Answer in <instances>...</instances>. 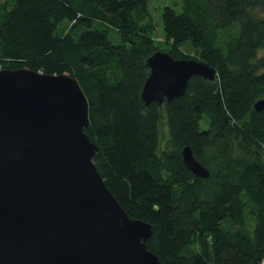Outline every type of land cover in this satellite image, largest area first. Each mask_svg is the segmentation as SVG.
<instances>
[{"label":"trees","instance_id":"obj_1","mask_svg":"<svg viewBox=\"0 0 264 264\" xmlns=\"http://www.w3.org/2000/svg\"><path fill=\"white\" fill-rule=\"evenodd\" d=\"M151 0H0V68L73 76L89 103L94 163L163 264H264V0L166 6L168 52L216 78L193 76L162 107L142 99ZM67 22L70 27L60 31ZM190 44L196 56L182 48ZM169 138L161 152L159 124ZM189 146L208 178L186 166Z\"/></svg>","mask_w":264,"mask_h":264},{"label":"water","instance_id":"obj_2","mask_svg":"<svg viewBox=\"0 0 264 264\" xmlns=\"http://www.w3.org/2000/svg\"><path fill=\"white\" fill-rule=\"evenodd\" d=\"M147 64V105L184 95L195 75L216 78L207 63L166 51ZM89 123L73 76L0 68V264H163L147 246L152 225L131 218L98 171ZM183 158L210 176L189 146Z\"/></svg>","mask_w":264,"mask_h":264},{"label":"rangeland","instance_id":"obj_3","mask_svg":"<svg viewBox=\"0 0 264 264\" xmlns=\"http://www.w3.org/2000/svg\"><path fill=\"white\" fill-rule=\"evenodd\" d=\"M6 1V0H2ZM12 1V0H11ZM166 6H171L175 8L177 11L181 10V0H151L149 3V9L151 12V20L154 25V32H152V37L154 39L155 45L159 49L158 51H166L172 48L171 42H169L166 38L165 30H164V22H163V11ZM70 27V24L65 22L60 26V31H66ZM182 48L185 53L190 56H196L195 49L190 44H183ZM259 56H264V50L259 52ZM160 131V148L159 152L162 151L165 142L169 138V130L168 123L165 116L162 117L159 124Z\"/></svg>","mask_w":264,"mask_h":264}]
</instances>
